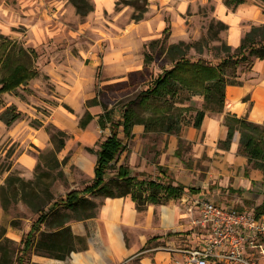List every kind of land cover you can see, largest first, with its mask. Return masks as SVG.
Returning <instances> with one entry per match:
<instances>
[{
	"label": "crops",
	"instance_id": "obj_1",
	"mask_svg": "<svg viewBox=\"0 0 264 264\" xmlns=\"http://www.w3.org/2000/svg\"><path fill=\"white\" fill-rule=\"evenodd\" d=\"M208 2L214 5L212 16L227 25L228 44L234 49L238 48L252 24H264V7L248 0L237 3L236 6L227 5L224 0H148L149 11L146 17L139 20L137 28L127 31L128 37L135 38L139 46L137 51L132 55L117 47L107 50L101 64L95 65L91 75L93 83L96 82L100 66H103L104 77H107L104 82L111 81V84L127 82L130 72L136 73L144 83L151 79L152 74L161 73L162 69L154 71L153 65L145 67V44L152 39L161 38L162 31L168 24L171 26L170 43L199 38L200 30L190 24L200 15L199 5L204 6ZM163 11L166 13L163 14ZM189 11L192 12L191 15L188 14ZM254 61L251 70L239 75L241 84L226 86L224 113L206 111L197 128L192 122L183 123L179 135L160 132L157 140L151 138L156 131H146L145 125L140 122L131 127L128 135H124L122 128H119L118 135L124 140L126 149L119 155L117 165L128 164L132 174L139 179L159 177L184 186L178 201L172 200L170 205H159L160 225L169 230V233L155 239L154 232L159 228L154 225L152 216L157 205L149 204L147 214L141 221L131 194L103 197L97 201V212L93 217L72 219L64 226H54L53 230H44L42 227L41 232L45 233H56L68 227L74 249L66 253L64 258L33 253L29 264H173L178 254L171 249L186 247L177 242L178 238H182L184 242L192 239L187 218L182 219L181 207V201L190 195L206 198L238 211H253L264 217L263 171L248 165L246 157L239 153L238 131L234 132L228 147L221 145L228 135L224 119L226 111L238 117L245 116L252 122L264 123V112L259 115L257 110L258 107H264V60L256 58ZM95 95L85 96L77 103L78 111L88 110L94 118L85 128L79 126V121L75 124L65 118L63 124L67 128L68 141L57 151L60 160L67 159L68 165L76 166L74 175L78 183H90L95 174L97 155L86 147H96L100 138L99 131L102 129L97 119L104 108L99 104L85 106L86 100ZM64 102L73 104L68 96L64 97ZM203 102V96L196 94L189 102L178 105L192 106L188 115L194 116L198 109L203 108ZM236 104L240 105L239 110L233 109ZM106 129L109 135L110 129L106 127L103 130ZM180 139L182 143L178 146ZM21 161L25 166L31 167L35 159L26 154L21 157ZM163 206L171 207V224L163 221ZM1 214L2 211L0 220ZM8 235L12 239L17 238L14 231ZM159 241L163 245H159ZM76 254L81 257L76 258Z\"/></svg>",
	"mask_w": 264,
	"mask_h": 264
},
{
	"label": "rangeland",
	"instance_id": "obj_2",
	"mask_svg": "<svg viewBox=\"0 0 264 264\" xmlns=\"http://www.w3.org/2000/svg\"><path fill=\"white\" fill-rule=\"evenodd\" d=\"M86 1L92 10L81 14L78 13L72 0H0V37L15 40L19 45L33 50L36 57L32 59L31 65L39 71L36 78L16 90L0 94V114L10 104H15L22 112V116L10 126L0 120V186L6 184L8 178L13 182L4 193L7 210H3L0 202V211H2L0 264H29L33 253L51 255L44 249L36 248L24 253L19 252L23 246L21 239L41 214L39 209L49 212L47 221L42 223L44 230H53L52 220L57 213L71 214L72 217L68 222L77 217V213L72 210L57 209L59 212L49 210L57 198L65 196L72 189H82L89 184L78 183L75 180L76 166L68 165L67 159L58 158L51 138L52 133L57 129L68 134L63 124L65 118L77 124L76 122L85 113L78 111L77 103L83 97L90 96L100 89L106 92L104 98L112 101L109 107L118 102L115 113L117 117L121 115L125 106L135 112L138 118H145L150 114L147 107L139 102L141 95L139 92L147 86L139 77L131 79L132 81L129 79L124 83L111 84V81L104 82L107 81V77H104L103 66H100L96 82L93 83L91 80L95 65L101 64L104 53L110 48L117 47L124 52H131L132 55L137 51L139 46L133 36H127V31L137 28L139 20L146 17L149 11L148 0L145 2L138 0L136 3H130L131 0ZM248 1L264 7L257 0ZM199 6L200 15L195 17L190 25L199 29L201 35L197 39L183 41L187 43L199 41L200 44L196 45L202 46L203 50L190 48L187 57L191 59L202 57L216 63L219 57L233 53L234 48L225 47L228 44L226 29L218 32L217 38L208 33L209 24L218 21L212 16L214 9L212 2ZM165 13L166 11H163V14ZM188 14L191 15L192 12L189 11ZM139 15H141L140 19H132L133 16ZM2 40L0 38V43ZM150 42L145 44L146 50H149ZM161 44L162 42L154 48L155 60L150 63L157 72L170 65L165 52H161L162 47L166 48L170 44L169 38L163 46ZM245 71L247 70L244 65L237 69L239 75ZM88 73H90L89 77ZM1 74H5V71L1 70ZM65 96L70 97L73 104H66ZM177 97L184 99L182 103L191 100L183 91ZM188 108L192 106L189 105ZM187 116L190 115L187 113ZM108 132V129H100V138L94 149H97ZM159 134L160 131L154 132L151 138L157 140ZM26 154L35 159L31 167L25 166L21 161V157ZM117 163L118 161L108 171L106 179L114 175ZM103 197L101 194L89 196L96 204ZM172 200L178 201L170 199L154 204L157 206L153 210L152 221L159 228L154 232L155 239L170 232L160 225L159 205H170ZM149 204L141 206L142 210L139 211L141 221L147 214ZM180 223L182 224L183 221ZM13 231L17 235L16 239L8 235ZM166 238L168 239V236ZM37 239H40V234L37 235ZM177 242L185 246L191 244V240L184 242L180 237ZM158 244L163 245L161 241ZM17 256L19 259L16 260Z\"/></svg>",
	"mask_w": 264,
	"mask_h": 264
},
{
	"label": "trees",
	"instance_id": "obj_3",
	"mask_svg": "<svg viewBox=\"0 0 264 264\" xmlns=\"http://www.w3.org/2000/svg\"><path fill=\"white\" fill-rule=\"evenodd\" d=\"M78 13L86 14L92 10L86 0H72ZM138 0H131L136 3ZM144 2L147 0H143ZM227 5H235L244 0H224ZM264 5V0H257ZM82 2L83 4L81 5ZM129 3V2H127ZM139 16L132 19L138 20ZM224 22L212 21L208 26V33L213 37H218V32L226 29ZM171 26L168 24L162 31V37L151 40L148 44L149 50L144 52L145 67H149L155 60L154 48L162 42L161 46L169 38ZM0 43V94L10 93L18 87L26 84L29 80L36 78L39 71L31 65V61L36 57L33 50H29L19 45L15 40L1 36ZM199 41L187 43L180 40L178 43H170L166 48L162 47L165 56L169 58L170 66L162 68V72L150 77L146 82V87L140 90L139 102L150 111L148 117L138 118L130 108L125 106L120 118L115 117L117 103L109 107L112 101H107L105 91L97 89L95 97L86 100L85 106L99 104L104 111L99 115L97 122L102 129L109 128L110 133L101 141L97 149L86 147L90 152L97 155L95 164V174L92 182L86 184L82 189H72L65 196L57 198L50 207V211L57 209L72 210L77 213L76 219L93 217L97 212L96 204L89 196L122 197L131 194L135 201L136 208L142 210V204L163 203L165 200L177 199L184 191V186L173 184L172 180L165 181L163 178H141L133 175L128 164L122 163L116 166L114 175L106 179L108 171L115 165L119 155L126 149L124 140L119 137V128H122L124 135L130 133L131 127L136 123H143L146 131L167 132L179 135L183 123H193L197 128L202 122L206 111L224 113L225 97L227 85H239L242 83L237 69L244 65L249 71L253 67L254 59L264 60V25H252L249 31L241 39L238 48L233 53L219 57L216 63L202 57L191 59L187 57L190 48L202 51ZM226 48L232 49L228 44ZM161 48V47H160ZM1 70L5 74H1ZM98 76V74H97ZM130 79L138 78L134 73H129ZM142 79L141 77H139ZM132 81V80H131ZM134 83V82H132ZM186 92L192 98L196 94L204 98L203 108L198 109L194 116H187L189 108L179 106L178 103L184 99L177 97L180 93ZM129 104L131 101L128 102ZM69 108L68 105H65ZM70 109V108H69ZM22 116L15 104L6 106L0 114V120L10 126L15 120ZM94 116L87 110L79 119V126L85 128ZM225 123L228 126L226 140L221 142L222 147H228L234 132L240 133L239 153L246 157L248 165L259 168L264 173V123L252 122L245 116L238 117L236 114L226 111L224 114ZM68 135L57 129L52 133L51 138L54 144V151H59L65 146ZM182 140H179L180 146ZM247 169V168H246ZM6 184L0 186V202L3 210H7L8 205L4 193L13 182L11 178L6 179ZM15 193V192H14ZM40 194V193H39ZM50 196V195H49ZM41 214L33 222L28 233L21 239L22 248L19 252L32 251L34 248L49 252L52 256L64 258L65 254L74 249L72 245V234L68 227L56 233L41 232L42 223L46 222L49 212L39 209ZM59 212V210H57ZM257 213V212H256ZM71 214L61 213L52 220L53 226H64L71 218ZM37 233L40 239H37ZM2 248V247H0ZM19 259L18 256L16 260Z\"/></svg>",
	"mask_w": 264,
	"mask_h": 264
},
{
	"label": "built area",
	"instance_id": "obj_4",
	"mask_svg": "<svg viewBox=\"0 0 264 264\" xmlns=\"http://www.w3.org/2000/svg\"><path fill=\"white\" fill-rule=\"evenodd\" d=\"M191 244L172 248L173 264H264V217L190 195L181 201Z\"/></svg>",
	"mask_w": 264,
	"mask_h": 264
},
{
	"label": "bare ground",
	"instance_id": "obj_5",
	"mask_svg": "<svg viewBox=\"0 0 264 264\" xmlns=\"http://www.w3.org/2000/svg\"><path fill=\"white\" fill-rule=\"evenodd\" d=\"M239 104L234 105L233 109L239 110V108H240ZM257 110L259 111V115H261L264 112V107H258ZM170 217H171V207L163 206V221L165 224H167V223L171 224ZM75 256H76V258L81 257V255H79V254H76Z\"/></svg>",
	"mask_w": 264,
	"mask_h": 264
}]
</instances>
